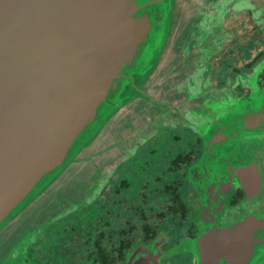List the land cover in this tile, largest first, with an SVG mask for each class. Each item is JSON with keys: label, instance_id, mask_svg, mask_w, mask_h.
<instances>
[{"label": "water", "instance_id": "1", "mask_svg": "<svg viewBox=\"0 0 264 264\" xmlns=\"http://www.w3.org/2000/svg\"><path fill=\"white\" fill-rule=\"evenodd\" d=\"M245 10L264 34V0H0V264H35L30 245L165 126L203 144L188 179L199 239L173 255L264 264V60L241 77L249 95L211 75ZM163 258L137 244L126 264Z\"/></svg>", "mask_w": 264, "mask_h": 264}, {"label": "flooded vegetation", "instance_id": "2", "mask_svg": "<svg viewBox=\"0 0 264 264\" xmlns=\"http://www.w3.org/2000/svg\"><path fill=\"white\" fill-rule=\"evenodd\" d=\"M237 18H241V22H244L243 25L247 26L246 30L250 35L255 36L256 42L250 44L251 50L254 51L251 60L238 68L235 66L227 71L216 69L214 72L215 69H213L211 75L214 84L220 91L244 96L251 93V88L247 83L243 84L241 77L247 78L257 64L264 60V34L255 23L250 10L243 11L230 21L229 25L225 24V27L231 29ZM250 35L243 36L244 44L248 42L247 37ZM236 37L238 36L234 35L233 38H228L225 44L226 49L212 57L211 62L215 67L217 66L214 61H221L219 58L230 51V42ZM260 43L262 45H259ZM258 46L261 49L259 47L256 51ZM256 59L258 60L256 61ZM232 83L234 84L232 85ZM181 128L191 132L188 134L191 140L190 144L183 145L185 142L182 140L183 137L180 139L173 134V142H183L175 153L171 152L170 147H160L161 144L168 143V138L158 143V147H160L158 151L157 148H151L148 151L141 148L131 158L142 157L141 164L125 161L92 204L83 206L57 220V223L48 227L44 234L30 245L28 253L31 261L35 264H46L45 257L48 256V253L57 254L56 250H58L60 255H66V259L61 264H126L127 254L137 244L147 246L156 243L164 254L163 264H196L197 260L194 255L183 254V252L173 255V253L179 251L185 241H194L198 238V223L203 209L198 194L192 197L193 200L195 199L194 202H198L200 205V216L194 223H190L187 218V210L183 202L180 201L182 197L178 190L177 197L171 196L178 201L176 203L169 204L158 199L162 195L160 193L162 188L159 186L162 184L163 178L166 177V165L171 161L172 166L168 167V174L177 179L181 173L184 178L180 181L177 179V181L182 185L183 183L187 185L189 180L186 170L200 158L203 151L201 139L189 128L165 126L156 137L160 138L171 129L176 131ZM157 153L158 156L155 155ZM166 154H170L172 157L167 159ZM150 156L156 161L151 163ZM190 186L192 187L191 184ZM163 187L167 189V184H164ZM239 190L233 189L227 195L228 205H237L243 199L237 204H232ZM170 191L176 192L173 189ZM195 193L194 190L193 195ZM68 219H72V223H76H67ZM83 220H87L85 224ZM56 225L59 226L54 229ZM50 231H54L51 236ZM70 234L75 238L68 240ZM192 249L197 251L195 247ZM52 257L49 263L59 264L58 257Z\"/></svg>", "mask_w": 264, "mask_h": 264}, {"label": "rangeland", "instance_id": "3", "mask_svg": "<svg viewBox=\"0 0 264 264\" xmlns=\"http://www.w3.org/2000/svg\"><path fill=\"white\" fill-rule=\"evenodd\" d=\"M229 22L230 21L226 22L225 24L229 25L230 24ZM243 24H244V22H241V18H237L236 20H234L231 29H227L225 26H223L224 29H226L227 31L230 30V32L232 34H234L238 37H236V39H234L230 42V47H231L230 51H228L226 54L221 55V58H219L221 61H214L216 63V66H217V67H215V65H214V69H215L214 72L216 71V69H220L221 71H227V70H231V68L235 67V66L238 68L239 66L246 64L247 61L251 60V57H252L254 51L251 50L250 44H252L253 42H256L254 40L255 36L250 35V33L246 30L247 26L246 25L244 26ZM247 35H250V36L247 37L248 42L244 44L242 38H243V36H247ZM259 45H262V44L260 43ZM259 47L260 46L257 47L256 51L259 49ZM260 49H261V47H260ZM208 72L207 71L204 72V75H209ZM216 81L218 82V80H216ZM173 134L177 135V137L180 139L183 137L182 140L185 141L183 145L190 144L189 142H191V140H190V137L188 134H191V132H189L187 129H183V128L177 129L176 131H175V129H171L169 132H165L164 135H162L160 138L154 137L151 140H149L148 142H146L144 144V146L142 147V150L148 151L151 148L152 149L157 148V151H158V149L160 147L162 148V147L166 146V147H170L169 149H171V152L175 153V151H177V148L183 142L182 143H180L179 141L173 142V136H172ZM196 136H198V134H196ZM165 138H168V143L161 144L160 147H158V143L161 142ZM159 152L161 153V150H159ZM155 155L158 156V153ZM166 157H167V159H170L172 157V155L170 156V154H166ZM150 159H151V163L156 161L155 158L151 157ZM156 159L158 161V158H156ZM131 161L134 162L135 164H139V163L141 164L142 163V157L141 158H134V159L129 158L128 162H131ZM155 165H156V162H155ZM137 166L139 167V165H137ZM171 166H172V164L170 161L166 165V169H167V171L165 172L166 177L163 178L164 180H162V184L159 186L162 188V192H160V193H162V195L160 197H158V199H159V201H163L165 203L173 204V203H176L178 201L171 198V196L177 197V193L179 192L181 194V197H182L180 199V201L183 202V204L185 205V208L187 210V212H186L187 218L190 221V223H194L196 221V219L200 216L199 215L200 205L198 202H194L195 199L194 200L192 199L193 196H197V192L193 195L194 190L190 186L189 181H188L189 183H186L187 185H185L184 183H183V185H182V183H178L177 179L180 181V179L182 180V178H184L181 173H180V176L177 177V179L172 178V175L168 174V167L171 168ZM190 169L191 168L186 170L187 179H189ZM164 184H167V189H165L163 187ZM170 189H173V191H176V192H171ZM177 190H178V192H177ZM180 201H179V204H180ZM263 204H264V202H263ZM72 221H73L72 219H68L67 223H72ZM86 221L87 220H83L84 224L86 223ZM55 223H57V221L51 223V225L49 227L53 226V224H55ZM75 223H72V224H75ZM58 226L59 225H56L54 227V229H56ZM53 232L50 231V233H49L50 236L53 234ZM72 238L74 239L75 236L73 237V235L70 234V236L68 237V240H70ZM28 252L29 251L27 249L26 254L29 258H31L30 254ZM56 252H57V254L53 253V252L48 253V256L45 257L46 258L45 259L46 264H50L49 262L53 258L52 256L58 257V259H59L58 263L59 264H61L62 261L66 259V255H60L59 254L60 252L58 250H56ZM183 254H188V253L183 252ZM83 264H85V263H83Z\"/></svg>", "mask_w": 264, "mask_h": 264}, {"label": "trees", "instance_id": "4", "mask_svg": "<svg viewBox=\"0 0 264 264\" xmlns=\"http://www.w3.org/2000/svg\"><path fill=\"white\" fill-rule=\"evenodd\" d=\"M258 59H256L257 61ZM244 197V193L242 190H239L238 195H236L232 201V204H237Z\"/></svg>", "mask_w": 264, "mask_h": 264}]
</instances>
